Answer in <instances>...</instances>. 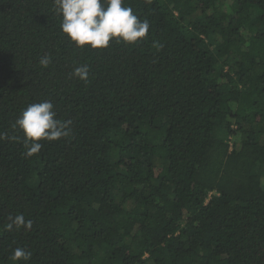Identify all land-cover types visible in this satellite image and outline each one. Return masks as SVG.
<instances>
[{
    "label": "trees",
    "instance_id": "obj_1",
    "mask_svg": "<svg viewBox=\"0 0 264 264\" xmlns=\"http://www.w3.org/2000/svg\"><path fill=\"white\" fill-rule=\"evenodd\" d=\"M124 6L146 38L91 50L54 0H0V264H264V0ZM42 101L71 135L27 157Z\"/></svg>",
    "mask_w": 264,
    "mask_h": 264
},
{
    "label": "clouds",
    "instance_id": "obj_2",
    "mask_svg": "<svg viewBox=\"0 0 264 264\" xmlns=\"http://www.w3.org/2000/svg\"><path fill=\"white\" fill-rule=\"evenodd\" d=\"M57 14L61 17L60 30L78 48L103 50L109 47L111 41L125 44H135L146 38L150 23L141 20L134 14L131 7L124 6V0H54ZM43 68L51 63V56L45 54L40 61ZM89 69L86 65L77 67L73 76L86 80ZM71 121L56 118L54 105L51 101L32 103L22 110L13 125L25 137V155L32 157L38 154L42 144L40 141H57L71 135ZM9 139L6 134H0V140ZM15 139V137H12ZM9 229L23 227L30 229L32 221H26L22 214L10 216ZM31 252L21 247L13 250L14 261H30Z\"/></svg>",
    "mask_w": 264,
    "mask_h": 264
}]
</instances>
